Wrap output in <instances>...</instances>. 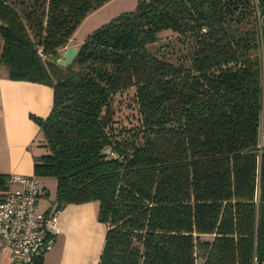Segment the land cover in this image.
<instances>
[{
    "label": "trees",
    "instance_id": "1",
    "mask_svg": "<svg viewBox=\"0 0 264 264\" xmlns=\"http://www.w3.org/2000/svg\"><path fill=\"white\" fill-rule=\"evenodd\" d=\"M107 1L0 0L8 77L53 89L31 115L34 175L56 180L57 209L97 201L98 264H264V0H137L58 65ZM164 31L180 60L150 49ZM130 89L137 116L118 124Z\"/></svg>",
    "mask_w": 264,
    "mask_h": 264
},
{
    "label": "crops",
    "instance_id": "2",
    "mask_svg": "<svg viewBox=\"0 0 264 264\" xmlns=\"http://www.w3.org/2000/svg\"><path fill=\"white\" fill-rule=\"evenodd\" d=\"M137 0H109L92 11L96 17L89 27L96 28L122 11L133 9ZM99 14V15H97ZM99 16V17H97ZM77 27L68 47L78 46L74 41ZM53 102L51 86L39 82L8 77L6 66L0 63V173L10 175L34 174V154L39 153L37 139L40 127L31 115L46 117ZM7 178V179H8ZM52 177L40 179V211L48 213L56 208L55 193L47 186ZM11 190L17 183H8ZM58 233L52 248L42 257V264H98L107 225L97 219V201L67 203L58 209ZM0 264H9V251H0Z\"/></svg>",
    "mask_w": 264,
    "mask_h": 264
},
{
    "label": "built area",
    "instance_id": "3",
    "mask_svg": "<svg viewBox=\"0 0 264 264\" xmlns=\"http://www.w3.org/2000/svg\"><path fill=\"white\" fill-rule=\"evenodd\" d=\"M8 182L19 188L0 190V251H9V264H42L59 231V211H40L41 185L36 175L13 174Z\"/></svg>",
    "mask_w": 264,
    "mask_h": 264
},
{
    "label": "rangeland",
    "instance_id": "4",
    "mask_svg": "<svg viewBox=\"0 0 264 264\" xmlns=\"http://www.w3.org/2000/svg\"><path fill=\"white\" fill-rule=\"evenodd\" d=\"M94 17L96 16L93 13H89L85 17V19L80 23V27L74 36V41H82L85 36L92 31V28L89 27V25ZM1 43L2 38L0 36V46ZM150 49L152 51H158L173 61H178L186 53L187 43H180L174 33L170 31H164L160 35L159 40L154 43ZM112 107L114 109V118L118 124L128 125L130 123L127 124L126 122L135 121L137 113L134 106L133 90L130 89L116 94L112 101ZM53 181L54 180L52 179L47 181V186L51 196H53L55 193V184Z\"/></svg>",
    "mask_w": 264,
    "mask_h": 264
},
{
    "label": "water",
    "instance_id": "5",
    "mask_svg": "<svg viewBox=\"0 0 264 264\" xmlns=\"http://www.w3.org/2000/svg\"><path fill=\"white\" fill-rule=\"evenodd\" d=\"M77 50H78L77 46L67 47L62 53V57H60L57 60V64L60 66L69 65L70 62L72 61L73 57L75 56Z\"/></svg>",
    "mask_w": 264,
    "mask_h": 264
}]
</instances>
